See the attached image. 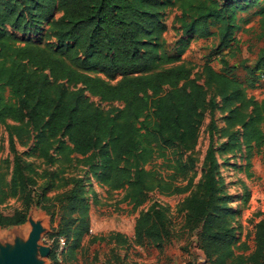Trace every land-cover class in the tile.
<instances>
[{
	"label": "trees",
	"instance_id": "1",
	"mask_svg": "<svg viewBox=\"0 0 264 264\" xmlns=\"http://www.w3.org/2000/svg\"><path fill=\"white\" fill-rule=\"evenodd\" d=\"M169 5V0H0V123H14L7 127L13 155L9 182L0 161V206L14 196L22 201V208L12 214L0 213V227L25 224L36 206L52 223L59 220L55 236L65 238L69 257L83 248L85 237L90 244L127 242L117 232L100 237L90 233V202L82 178H61L59 171H47L44 185L34 189L38 182L27 157L36 156L48 166L59 161L81 165L98 182L125 190V200L137 211L155 189L167 194L188 190L191 180L183 187L176 181L164 183L153 169L158 160L166 164L170 150L197 140L209 107L203 194L187 197L183 206L189 224L202 226L199 243L207 257L234 256L233 229L218 193L216 112L225 114L223 148L245 146L249 155L254 150L264 156V99L258 102L246 94L259 87L264 53L256 68L246 59L240 62L244 81L236 74L238 66L227 60V55L237 57L242 51L236 39L242 30L240 16L261 6V0H200L190 22L183 12L173 54L164 38ZM259 15L264 36V9ZM42 25H48L50 39L19 41ZM214 36L219 44L203 68L207 86L215 88L209 97L192 69L167 66L180 61L194 39ZM214 57L220 58V70L211 66ZM90 97L118 106L104 111ZM237 127L240 135L231 131ZM237 137L242 144L236 145ZM30 143L28 151L17 150V144ZM188 168L189 164L181 167L184 176ZM165 224L161 207L141 211L133 243L163 246L170 233ZM254 244L241 264H264L263 222L255 228ZM50 258L58 263L55 252Z\"/></svg>",
	"mask_w": 264,
	"mask_h": 264
},
{
	"label": "rangeland",
	"instance_id": "2",
	"mask_svg": "<svg viewBox=\"0 0 264 264\" xmlns=\"http://www.w3.org/2000/svg\"><path fill=\"white\" fill-rule=\"evenodd\" d=\"M170 5L166 10V23L168 31L164 38L170 46V54L175 53L176 42L181 37V26L183 23V12H187V22L191 21L194 8L200 0H169ZM264 9V0L261 6L255 7L249 14H242L240 17V30L236 39L242 49L237 57L227 55V60L231 65L238 66L236 74L241 81L245 80L246 73L240 67L242 60H247L252 67H257L259 58L264 53V36L260 25L261 15L259 12ZM47 36V37H46ZM28 37L35 39L36 42H44L50 39L48 25H42L41 29L31 36H20L19 41H26ZM217 36L208 39H194L187 52L181 60L171 66L183 65L192 69L193 78L203 85L208 96L215 94V88L207 86L206 74L203 71L204 65L208 62L209 55L218 46ZM264 64V62H263ZM211 66L220 70L221 62L219 57L212 58ZM259 87L248 89L247 97H253L258 102L264 99V66L258 70ZM93 104L107 111L117 104L102 103L98 98L90 97ZM217 100L220 99L217 97ZM225 114L221 111L216 112L218 121V131L216 132L217 160L219 163V197L221 205L225 208L230 227L233 229L235 242L232 247L234 256L222 259L219 254L207 257L200 247L199 234L202 226L189 224L184 209V201L191 195L203 194L202 183L204 179V160L209 147L210 109L207 107L202 126L198 130L197 140L180 144L176 149L170 150L166 154L167 162L158 160L157 166L153 169V174L164 180V183H179V187L191 184L187 191L182 193L167 194L155 189L149 192L148 202L137 211L133 210V204L125 200V190L112 189L106 184L97 181L96 177L88 173V169L76 164L66 166L60 161L53 166H48L36 156L27 157L32 163V175L37 179L38 185L34 189H41L45 182L47 171H59L61 178L79 177L85 181L87 198L90 202V233L94 236H107L110 233H121L127 238V242L121 243H97L90 244L89 237L82 240L83 248L76 252L75 258L68 256V243L65 238L55 236L59 220L51 222L50 215L46 211L32 206L28 212L27 222L20 226L0 227V253L1 250L25 245L31 241L35 229L43 225V232L39 239V248L47 249L48 256L39 252V256L34 257L35 264H55L50 255L55 252L58 263L56 264H241V259L248 257L255 248L254 236L256 226L264 223V156L252 152L249 155L247 147L234 148L228 150L223 148L227 144V138L223 136V131L227 125L223 119ZM14 123L10 120L7 124L0 123V161L3 162L4 172L8 182L12 177L13 155L9 148L8 126ZM264 125H261V128ZM231 131L241 134V128H233ZM242 144L240 138L235 141L236 145ZM28 146L17 144L19 152L30 149ZM155 164V165H156ZM189 164L188 172L182 174L181 167ZM64 170L62 171L61 169ZM150 170V167L147 166ZM175 175V178H173ZM184 177L186 179H184ZM59 183V182H58ZM61 190L53 191L52 196ZM152 205L162 208L166 227L169 229V240L161 247L148 246L141 247L135 245L134 233L136 220L141 211H147ZM22 208L20 196L9 198L5 204L0 206V213L5 215L12 214L15 210ZM34 237V236H33ZM17 245V246H15ZM15 251V254L17 252ZM11 256V252L8 251ZM43 260V261H42ZM3 261L0 255V262ZM44 262V263H43Z\"/></svg>",
	"mask_w": 264,
	"mask_h": 264
},
{
	"label": "water",
	"instance_id": "3",
	"mask_svg": "<svg viewBox=\"0 0 264 264\" xmlns=\"http://www.w3.org/2000/svg\"><path fill=\"white\" fill-rule=\"evenodd\" d=\"M29 219L30 218H28V221ZM42 232L43 225L35 230L34 237L31 239V241L27 242L25 245L17 244L20 246L18 250L16 249L17 247H14V250L13 248L1 250L2 253H0V255H2L3 261H1L0 264H35L34 257L36 255L39 256V252L45 256H48L49 252L47 249L39 248V239ZM16 250L17 252L15 254ZM8 251L11 252V256L9 255Z\"/></svg>",
	"mask_w": 264,
	"mask_h": 264
},
{
	"label": "bare ground",
	"instance_id": "4",
	"mask_svg": "<svg viewBox=\"0 0 264 264\" xmlns=\"http://www.w3.org/2000/svg\"><path fill=\"white\" fill-rule=\"evenodd\" d=\"M35 230H36V229H35ZM33 233H35V231H34ZM33 236H34V235H32L31 239L33 238Z\"/></svg>",
	"mask_w": 264,
	"mask_h": 264
}]
</instances>
